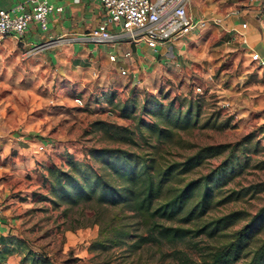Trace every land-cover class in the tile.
Here are the masks:
<instances>
[{"label": "rangeland", "instance_id": "obj_1", "mask_svg": "<svg viewBox=\"0 0 264 264\" xmlns=\"http://www.w3.org/2000/svg\"><path fill=\"white\" fill-rule=\"evenodd\" d=\"M226 2L219 13L239 10L248 24L259 19L264 40V0ZM232 35L224 25L199 29L186 39L179 56L153 59L154 64L136 76L83 59L82 53L50 58L44 51L29 54L30 47L18 44L0 46V235L13 239L16 252L9 263L22 264L25 256L40 255L52 264H212L209 251L224 239L200 233L175 244L135 248L136 235H146L147 229L131 212L95 201L54 206L44 198L49 194L44 176L49 167L68 169L70 157L93 163L91 148H134L106 139L92 127L100 119L132 124L118 110L126 101H136L135 113L141 116L147 96H200L205 99L203 122L218 116L224 126L180 131L164 157L181 161L200 147L226 145L222 154L189 175L201 178L222 167L234 146L246 145L235 152L241 168L221 186L215 199L219 202L208 213V218H218L238 212L242 219L230 230L243 227L264 206V63L252 57L264 50L258 46L255 51L244 44V36ZM43 143L45 149L40 150ZM151 150L147 145L138 149ZM124 224L132 236L118 245ZM174 225L196 229L193 224Z\"/></svg>", "mask_w": 264, "mask_h": 264}, {"label": "trees", "instance_id": "obj_2", "mask_svg": "<svg viewBox=\"0 0 264 264\" xmlns=\"http://www.w3.org/2000/svg\"><path fill=\"white\" fill-rule=\"evenodd\" d=\"M205 99L188 95L170 98L168 93L150 95L141 106L142 115H136V101H126L119 107L120 115L133 123L119 125L107 120H96L92 127L106 139L134 148H91L88 160L70 157L68 169L49 167L44 182L49 185L45 199L54 206H77L95 201L99 205L122 207L131 212L137 222L147 229L132 243L141 248L147 243L175 244L206 233L212 238L224 239L223 244L209 251L212 264H264V206L241 228L230 229L242 219L238 212L218 218L208 213L219 201L221 186L241 168L234 146L222 167L201 178L189 175L211 157L218 156L226 145H207L181 161H169L164 153L179 139V132L200 126L221 128L219 117H208L203 122ZM143 115L149 117V121ZM203 122V123H201ZM147 145L151 152H139ZM161 149V147H163ZM134 149V150H132ZM237 193L235 198H239ZM169 222L170 225L164 223ZM193 224L194 227L175 226L174 223ZM124 224L120 229L118 245L126 244L132 233ZM13 239L0 235V264H11L8 259L16 250ZM22 264H52L40 255L24 257Z\"/></svg>", "mask_w": 264, "mask_h": 264}, {"label": "built area", "instance_id": "obj_3", "mask_svg": "<svg viewBox=\"0 0 264 264\" xmlns=\"http://www.w3.org/2000/svg\"><path fill=\"white\" fill-rule=\"evenodd\" d=\"M100 3L111 24L100 23L75 39L51 36L46 42L30 47L28 53L36 55L47 48L78 40L96 45H120L124 42L145 44L159 55L161 48L176 44L182 36L211 24L221 26L230 17L241 14L239 10H230L220 16L195 17L190 12L191 0H100ZM63 10L64 7L53 0H22L10 7H2L0 40L9 35L22 37L32 22H37L42 30L47 31L50 15L61 13ZM246 27L247 22H244L242 28ZM130 55L131 51H128L124 57ZM252 57L264 63L259 52L252 53ZM110 59L116 61L117 55L112 54ZM120 70L122 75L128 74L127 69ZM76 101L82 104L81 99ZM39 149H45L44 143ZM1 211L0 205V213Z\"/></svg>", "mask_w": 264, "mask_h": 264}, {"label": "crops", "instance_id": "obj_4", "mask_svg": "<svg viewBox=\"0 0 264 264\" xmlns=\"http://www.w3.org/2000/svg\"><path fill=\"white\" fill-rule=\"evenodd\" d=\"M20 1L22 0H0V8L10 7ZM53 2L62 5L64 10L61 13L50 15L47 31L42 30L37 22H32L22 37L9 35L0 40V46L14 47L18 44L23 48H29L46 42L51 36L75 39L81 37L84 33L98 26L100 23L111 24L110 18L103 9L100 0H53ZM226 5V0H191L190 12L195 17L220 16L224 14L219 13L220 10L226 7ZM241 17V14L230 17L224 22V27L233 33L232 38H236L234 35L236 33L243 34L241 37L244 36V44L247 47L258 51L257 47L261 46L264 50V40L262 39V32L259 30V19H255V21H251L249 24L247 23V27L244 29L242 28L243 21ZM198 30L196 29L192 33L182 36L176 44L168 48H161L159 55L145 44L136 45L124 42L120 45H96L78 40L47 48L44 52L50 58L58 56L62 59L68 57V54L82 53L83 59L104 62L103 64L106 66H111L120 72L121 68H125L130 75L133 74L136 76L138 72L145 71V69L153 65V59L160 58L162 55H164L161 58L163 60L179 56L181 54L180 52L183 51L182 48L185 46L186 39L194 38V33ZM128 51H131V55L124 57V54ZM59 54L61 55L59 56ZM112 54L117 55L116 61L110 59ZM260 55L264 58V54L260 53ZM1 129L0 124V131Z\"/></svg>", "mask_w": 264, "mask_h": 264}]
</instances>
